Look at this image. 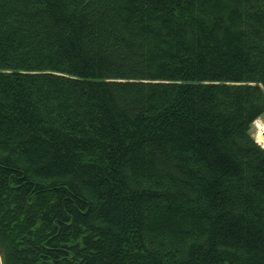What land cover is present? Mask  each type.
<instances>
[{
  "label": "trees",
  "instance_id": "16d2710c",
  "mask_svg": "<svg viewBox=\"0 0 264 264\" xmlns=\"http://www.w3.org/2000/svg\"><path fill=\"white\" fill-rule=\"evenodd\" d=\"M264 0H0V264H264Z\"/></svg>",
  "mask_w": 264,
  "mask_h": 264
},
{
  "label": "rangeland",
  "instance_id": "374dc122",
  "mask_svg": "<svg viewBox=\"0 0 264 264\" xmlns=\"http://www.w3.org/2000/svg\"><path fill=\"white\" fill-rule=\"evenodd\" d=\"M261 122L264 123V115H262L261 117ZM263 132V131H262ZM252 134L254 136V138L259 141V143H262L259 139H258V135H259V127L258 125L256 124V121L254 122L253 126H252ZM261 134V133H260ZM261 138V137H260ZM262 139V138H261ZM263 140V139H262ZM0 259H1V255H0Z\"/></svg>",
  "mask_w": 264,
  "mask_h": 264
},
{
  "label": "water",
  "instance_id": "95a60500",
  "mask_svg": "<svg viewBox=\"0 0 264 264\" xmlns=\"http://www.w3.org/2000/svg\"><path fill=\"white\" fill-rule=\"evenodd\" d=\"M260 137L263 139L264 141V131L260 134ZM259 142V141H258ZM262 145V147L264 148V144L260 143Z\"/></svg>",
  "mask_w": 264,
  "mask_h": 264
}]
</instances>
